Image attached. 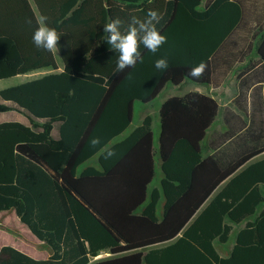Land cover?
<instances>
[{"label":"trees","instance_id":"1","mask_svg":"<svg viewBox=\"0 0 264 264\" xmlns=\"http://www.w3.org/2000/svg\"><path fill=\"white\" fill-rule=\"evenodd\" d=\"M203 1L0 0V81L54 71L0 91V113L28 120L0 123V213L14 212L52 254L35 260L3 246L0 264H264V159L254 161L264 153L263 28L250 27L256 15L238 2L208 0L201 11ZM151 11L166 43L155 55L141 46L143 63L120 72L105 25L119 19L126 33ZM41 17L61 37L57 54L33 43ZM254 45L258 59L237 75L240 115L232 124L226 115L213 155L202 143L220 105L199 93L162 104L158 152L151 116L109 147L136 102H154L169 83L220 86ZM160 58L166 71L154 67ZM157 154L163 179L149 195ZM96 156L100 169L79 173ZM242 224L222 257L216 242Z\"/></svg>","mask_w":264,"mask_h":264},{"label":"rangeland","instance_id":"2","mask_svg":"<svg viewBox=\"0 0 264 264\" xmlns=\"http://www.w3.org/2000/svg\"><path fill=\"white\" fill-rule=\"evenodd\" d=\"M208 3V0H204L202 5L200 6V10H205L206 5ZM57 54V51L54 50ZM59 66L61 67L60 71L63 68V64L61 59L57 56ZM53 73L52 70H43V71H37L31 74L27 75H19L10 79H5L0 81V91L17 86L20 84H23L25 82L37 79L42 77V75H46L47 73ZM195 90L201 91L204 90V92H207L208 87L204 85H198L191 81H186V83L180 87L174 86L173 84L169 83L165 89L162 91V93L158 96V98L150 103V104H142L140 102H136L135 104V112H134V120L131 125V127L124 133L123 136L117 138L114 140L109 147L115 145L116 143L122 141L125 139L135 128L140 126L144 120L145 116H151L154 120L153 123V132H154V148L155 151L158 152L159 148V136H160V115L159 111L162 106V104L171 97H182L187 93L194 92ZM1 103V101H0ZM27 118L25 116H19V115H11L8 113H0V123L5 122H26ZM156 176L154 178V181L149 187V195L151 191L154 188H161V181L163 179V173L161 170V161L159 159L158 154L156 155ZM88 167H95L97 169H100V165L98 162V156L93 158L91 161L84 163L79 168V173L83 172ZM150 201V196L148 198V202ZM165 201L161 200L160 204L158 206V216L162 218L163 215V206ZM146 204V205H147ZM240 229V227H235V231L232 233L230 241L228 244L223 245L219 242H216V248L221 254L222 257H226L233 248L237 231ZM0 234L6 235L9 237V242H5L0 246V249L3 246H13L17 249H23L26 251H37L40 247L48 249V247L44 244H41L31 233L30 231L20 222L19 218L16 216V214L12 211L0 213ZM231 248V249H230ZM110 257L108 253H103L98 260L105 259Z\"/></svg>","mask_w":264,"mask_h":264},{"label":"clouds","instance_id":"3","mask_svg":"<svg viewBox=\"0 0 264 264\" xmlns=\"http://www.w3.org/2000/svg\"><path fill=\"white\" fill-rule=\"evenodd\" d=\"M46 21L47 17L40 18V26L34 31L32 40L38 49L52 52L59 48L58 42L61 37L55 29L47 26ZM121 23L119 19H114L104 27V32L108 34L106 43L110 49L119 53L117 69L120 72L134 68L138 63H143L141 46L155 55L166 43V37L161 35L156 27L159 24V15L155 11L149 12L144 20L133 18L132 26L128 28L126 33H122ZM154 67L157 71H166L169 64L167 59L160 58L155 61ZM202 71L203 65L193 69L191 74L198 76ZM113 155V152H109L107 158H111Z\"/></svg>","mask_w":264,"mask_h":264},{"label":"crops","instance_id":"4","mask_svg":"<svg viewBox=\"0 0 264 264\" xmlns=\"http://www.w3.org/2000/svg\"><path fill=\"white\" fill-rule=\"evenodd\" d=\"M232 1H235V2H238L242 5H244L247 10L255 13L256 17L251 20L250 27L257 26V24H258V28L259 27L263 28V30H262V34H263L264 33V0H232ZM248 46H249V44H248ZM247 47H244V50H243L244 52L247 50ZM257 59H258V54L256 52V46L254 45L253 49L249 55L243 56V54H240V59L236 63L235 67L230 72L228 78L220 86H217V87L207 86L208 87L207 92H204V90H201V91L195 90L194 92H190V93H199L202 95L212 97L220 105L219 115H218L216 121L214 122V124L212 125V127L208 130L207 136H206L204 142L202 143V152H203V156L205 158L214 154V151L211 148V142L215 143L217 138L219 137V135L222 133H225L228 130V126L225 122L226 115L228 114V117L231 121V124L235 122L234 120L231 119V115L232 114L240 115V111L233 104V101L238 96V84L239 83L237 81V75L241 71L247 70L251 66V64L253 62H255ZM50 73L51 72H49L47 74H50ZM44 75H42V76H44ZM185 83L186 82H184L182 85H184ZM182 85H180V86H182ZM180 86H178V87H180ZM187 94H189V93H187ZM187 94H185V95H187ZM134 112H135V110H134ZM8 114L23 116L22 114H20L16 111L9 112ZM17 122L22 123V124H28V120H26V122H20V121H17ZM224 145H225V143L220 144L219 147L221 148ZM262 159H264V153L261 156H259L258 158H256L254 161L262 160ZM262 208L263 207H261L258 210V212H260L262 210ZM244 225L245 224H242L240 226H235V227L242 228ZM41 244H43V243H41ZM18 250H20L21 252L25 253L26 255L32 257L35 260H47L52 254L50 249H46L43 247H40L39 250H37V251H26L23 249H18Z\"/></svg>","mask_w":264,"mask_h":264},{"label":"water","instance_id":"5","mask_svg":"<svg viewBox=\"0 0 264 264\" xmlns=\"http://www.w3.org/2000/svg\"><path fill=\"white\" fill-rule=\"evenodd\" d=\"M110 256H111V254H109ZM99 259V257L98 258H96L95 260H98Z\"/></svg>","mask_w":264,"mask_h":264}]
</instances>
